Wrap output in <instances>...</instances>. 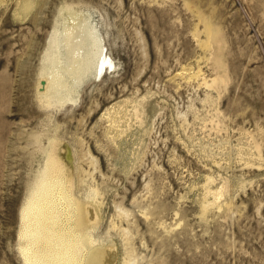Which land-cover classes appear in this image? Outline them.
<instances>
[{"label": "rangeland", "instance_id": "1", "mask_svg": "<svg viewBox=\"0 0 264 264\" xmlns=\"http://www.w3.org/2000/svg\"><path fill=\"white\" fill-rule=\"evenodd\" d=\"M71 21L111 67L48 106ZM54 140L117 264H264V0H0V264Z\"/></svg>", "mask_w": 264, "mask_h": 264}, {"label": "bare ground", "instance_id": "2", "mask_svg": "<svg viewBox=\"0 0 264 264\" xmlns=\"http://www.w3.org/2000/svg\"><path fill=\"white\" fill-rule=\"evenodd\" d=\"M71 22L61 30L54 28L47 43L41 73L46 77L42 97L48 106L72 101L87 75L97 78L111 65L95 28L86 21ZM55 142H50L44 166L21 211L19 237L25 241L18 250L23 263L117 264L114 247H103L93 237L90 230L98 222L97 209L87 197L78 199L72 193L69 153L56 154ZM212 195L217 200L221 194Z\"/></svg>", "mask_w": 264, "mask_h": 264}, {"label": "water", "instance_id": "3", "mask_svg": "<svg viewBox=\"0 0 264 264\" xmlns=\"http://www.w3.org/2000/svg\"><path fill=\"white\" fill-rule=\"evenodd\" d=\"M42 84V83H41Z\"/></svg>", "mask_w": 264, "mask_h": 264}]
</instances>
